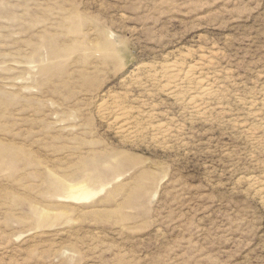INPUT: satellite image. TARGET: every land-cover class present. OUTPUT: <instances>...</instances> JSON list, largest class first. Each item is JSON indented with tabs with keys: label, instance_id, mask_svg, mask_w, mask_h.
<instances>
[{
	"label": "rangeland",
	"instance_id": "374dc122",
	"mask_svg": "<svg viewBox=\"0 0 264 264\" xmlns=\"http://www.w3.org/2000/svg\"><path fill=\"white\" fill-rule=\"evenodd\" d=\"M0 264H264V0H0Z\"/></svg>",
	"mask_w": 264,
	"mask_h": 264
},
{
	"label": "bare ground",
	"instance_id": "6f19581e",
	"mask_svg": "<svg viewBox=\"0 0 264 264\" xmlns=\"http://www.w3.org/2000/svg\"><path fill=\"white\" fill-rule=\"evenodd\" d=\"M181 68L180 65L178 63H174L172 65H170L166 72L163 73V80L162 82L165 84L164 86L167 88V93L172 94L173 96L177 93V92H181L184 88V85L187 83V81H194V76L192 75V71L191 69H189L185 75L183 79H179L177 78L176 75V70L174 69H179ZM211 90L207 89V88H203L201 87L199 89L198 94L203 95V96H209L211 94ZM171 95V96H172ZM193 100V99H192ZM116 104V103H115ZM113 107V106H112ZM115 110L119 111V115L117 117H119L118 120L121 121L122 125L119 127L120 130H123L125 124H130V121L127 118L128 115V111H126L124 108H122L120 105H116V107H114ZM113 109V110H114ZM103 114L107 115V111H103ZM134 123V122H133ZM161 126V125H160ZM162 127H159V129ZM165 129V128H164ZM161 129L163 131H166V129ZM160 131V130H159Z\"/></svg>",
	"mask_w": 264,
	"mask_h": 264
}]
</instances>
